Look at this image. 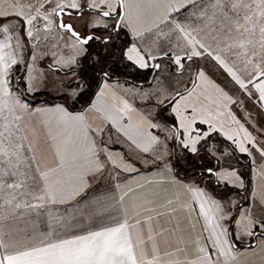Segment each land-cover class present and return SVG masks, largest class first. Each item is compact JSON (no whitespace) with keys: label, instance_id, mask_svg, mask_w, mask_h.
<instances>
[{"label":"snow or ice","instance_id":"6c2138e0","mask_svg":"<svg viewBox=\"0 0 264 264\" xmlns=\"http://www.w3.org/2000/svg\"><path fill=\"white\" fill-rule=\"evenodd\" d=\"M257 257L264 0H0V264Z\"/></svg>","mask_w":264,"mask_h":264},{"label":"crops","instance_id":"0c3cea01","mask_svg":"<svg viewBox=\"0 0 264 264\" xmlns=\"http://www.w3.org/2000/svg\"><path fill=\"white\" fill-rule=\"evenodd\" d=\"M43 64H44V62L40 66L41 67H44ZM43 101H50V100H48V99H40V100H38L37 102H34V103H40V102H43ZM121 143H118L116 145H113V150L114 151H121V150H123L122 147H121ZM137 167L140 168V176H137L136 174H131V178L133 180H140L141 176H150L151 173L153 171H155V169H153L151 167H145V166L140 165V164H138ZM120 179L123 180L124 179V176L122 178H120ZM183 227L187 228L188 225L185 224V225H183ZM196 230L199 231V226H197V229ZM257 264H260L259 257H257Z\"/></svg>","mask_w":264,"mask_h":264},{"label":"rangeland","instance_id":"374dc122","mask_svg":"<svg viewBox=\"0 0 264 264\" xmlns=\"http://www.w3.org/2000/svg\"><path fill=\"white\" fill-rule=\"evenodd\" d=\"M44 62H47L48 63V61L47 60H45ZM46 64H43V66H45ZM49 92H51V94L49 95V94H47V95H45V96H43L45 99H48V98H50V97H53V95L52 94H56L54 91H53V89L50 87L49 88V90H48ZM31 99H37V97L36 98H32V97H30ZM39 98V97H38ZM246 160V159H245ZM238 167H240L241 168V171H247V169H248V163H243V165L241 166V165H237ZM123 176H121V178H122ZM246 179H248L247 177H246ZM241 195H243V193L241 194ZM241 202H243V201H241Z\"/></svg>","mask_w":264,"mask_h":264},{"label":"trees","instance_id":"16d2710c","mask_svg":"<svg viewBox=\"0 0 264 264\" xmlns=\"http://www.w3.org/2000/svg\"><path fill=\"white\" fill-rule=\"evenodd\" d=\"M47 62H44V64H46ZM48 93H51V92H47V93H42L40 96H39V98L37 97V99H32L33 100V102H37L38 100H40V99H45L43 96H45V95H47ZM53 95V97H50V98H48V100H52L57 94H52ZM31 99V98H30ZM77 107H79V105L77 106ZM237 155H239V154H237ZM243 163H248V161H247V159L245 160H243Z\"/></svg>","mask_w":264,"mask_h":264}]
</instances>
